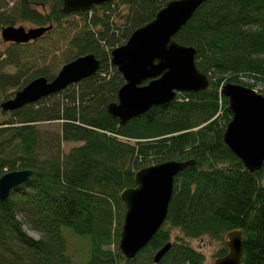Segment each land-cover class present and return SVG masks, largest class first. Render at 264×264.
<instances>
[{
  "label": "trees",
  "instance_id": "trees-1",
  "mask_svg": "<svg viewBox=\"0 0 264 264\" xmlns=\"http://www.w3.org/2000/svg\"><path fill=\"white\" fill-rule=\"evenodd\" d=\"M168 1L96 6L71 14L81 20L72 28L70 15L60 13L62 0H0L1 32L21 23L69 30V49L59 61L50 60L42 46L53 29L0 53V178L35 171L0 200V264H73L70 235L88 243L83 264H156L155 254L168 243L171 249L157 264H207L191 241L217 240L215 262L227 255V235L237 230L243 232L241 264H264V166L249 172L225 144L233 113L222 94L233 83L264 96V0H208L176 35L197 49V66L210 82L206 91L179 94L123 126L108 113L124 85L111 63L112 50ZM88 54L101 62L95 76L37 103L3 110V102L31 81H52L65 64ZM67 143L76 146L66 152ZM174 160L195 165L176 178L160 231L127 259L119 249L126 213L120 194L135 186L139 169Z\"/></svg>",
  "mask_w": 264,
  "mask_h": 264
},
{
  "label": "water",
  "instance_id": "water-1",
  "mask_svg": "<svg viewBox=\"0 0 264 264\" xmlns=\"http://www.w3.org/2000/svg\"><path fill=\"white\" fill-rule=\"evenodd\" d=\"M121 0H62L60 13L70 15L90 12L96 6H108ZM208 0H170L155 18L135 30L129 40L111 52V63L122 74L124 85L118 100L108 106V113L126 125L142 117L152 108L175 101L179 94H200L210 85L209 78L196 63L197 49L179 43L175 37L196 11ZM53 26L31 28L10 26L1 37L6 43L35 42L51 31ZM101 66L94 54L81 56L65 64L55 79L39 77L31 81L13 98L3 102L2 108L12 112L37 103L43 98L60 93L71 85L95 76ZM222 94L228 99L233 118L226 128L224 142L255 173L264 166V96L254 89L227 83ZM194 160L167 161L139 169L134 187L120 194L126 213L119 249L127 259L135 258L164 225L175 188V180ZM35 174L25 169L8 172L0 178V200H7L12 191L27 184ZM171 243L154 256L159 263L171 249ZM228 253L213 264H241L243 232L227 235Z\"/></svg>",
  "mask_w": 264,
  "mask_h": 264
},
{
  "label": "rangeland",
  "instance_id": "rangeland-1",
  "mask_svg": "<svg viewBox=\"0 0 264 264\" xmlns=\"http://www.w3.org/2000/svg\"><path fill=\"white\" fill-rule=\"evenodd\" d=\"M67 23H70L72 25V28L79 25L81 22L80 17L71 15L66 19ZM19 26H23L26 28V30H29L31 28H34L32 24L30 23H21ZM17 26V27H19ZM61 29L55 28L49 34L45 36V39L42 43V46H44L45 49L47 47L49 48L50 53V60H53V62L59 61L61 56L65 54V52L68 51V43L69 40L67 38V34H64L66 32L62 31ZM60 34H63L64 36H61ZM72 35V34H71ZM10 47V43H6L3 41L1 37V30H0V53L4 52ZM57 50V51H56ZM7 71L9 72H15L16 68L9 67L7 68ZM56 130H58L59 125L54 124ZM76 146V144L73 143H67L64 145V149L67 152L70 148ZM24 230L33 238H39V235L27 228V226L24 227ZM227 240V239H226ZM69 241V252L73 256L72 262L73 264H83L84 263V257L87 254L88 250V243L86 240L77 239L74 236L68 237ZM192 246L201 251L205 255V259L207 264H213L214 263V254L218 251L220 247V243L212 239L210 237H204L200 239H196L194 241H191Z\"/></svg>",
  "mask_w": 264,
  "mask_h": 264
},
{
  "label": "built area",
  "instance_id": "built-area-1",
  "mask_svg": "<svg viewBox=\"0 0 264 264\" xmlns=\"http://www.w3.org/2000/svg\"><path fill=\"white\" fill-rule=\"evenodd\" d=\"M257 91V89H255Z\"/></svg>",
  "mask_w": 264,
  "mask_h": 264
}]
</instances>
